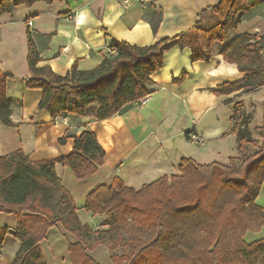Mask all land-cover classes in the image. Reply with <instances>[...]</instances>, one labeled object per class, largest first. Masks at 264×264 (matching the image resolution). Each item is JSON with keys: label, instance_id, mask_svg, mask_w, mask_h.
<instances>
[{"label": "trees", "instance_id": "16d2710c", "mask_svg": "<svg viewBox=\"0 0 264 264\" xmlns=\"http://www.w3.org/2000/svg\"><path fill=\"white\" fill-rule=\"evenodd\" d=\"M62 1L1 0L0 15L12 14L19 6ZM262 5L264 0H220L205 9L188 32L144 47L116 41L99 67L82 72L74 66L66 76L55 74L49 66L38 67L40 50L28 33L31 76L24 82L30 90H42L38 109L51 114L53 123L84 116L92 106L94 118L104 121L151 94L152 76L163 69L170 48L187 47L194 61H209L214 46L221 45L220 55L245 77L213 93L264 89V37L234 36L243 17ZM161 21L162 13L151 20L155 34ZM10 79L0 71V122L7 127L14 125V102L7 96ZM250 121L245 103H235L230 122L240 158H230L228 164H200L184 157L178 174L163 176L141 190L117 177L110 185H98L82 207L104 218L98 228L81 221L73 196L56 173L58 164L71 169L78 180L98 173L106 152L95 133L84 131L74 138L70 155L38 166L22 150L0 157V213L16 218L13 230L0 228V254L6 238L12 237L20 243L13 264H46L40 244L52 228L60 226L64 237L76 240L68 244L71 264H98L90 251L99 246L108 249L114 264H264V238L247 241L248 234L264 230V206L257 203L264 186V122L256 129L260 143L251 137ZM59 143L65 144L66 139ZM250 147L257 151L250 154Z\"/></svg>", "mask_w": 264, "mask_h": 264}, {"label": "crops", "instance_id": "0c3cea01", "mask_svg": "<svg viewBox=\"0 0 264 264\" xmlns=\"http://www.w3.org/2000/svg\"><path fill=\"white\" fill-rule=\"evenodd\" d=\"M219 2L144 0L142 4L139 0H64L51 5L38 2L30 8L19 6L12 14L0 15V71L12 76L7 96L14 102V125L7 127L0 122V157L22 150L38 166L70 155L74 138L84 131L95 133L106 152L98 173L78 180L71 169L56 166L62 185L77 207L85 206L88 194L98 185H110L116 177L126 186L141 190L163 176L178 174L184 157L207 164L204 161L209 145L194 151L195 145L186 134L196 131L204 141L221 140L231 132L236 99L240 101L246 95L213 93L217 87L245 77L236 65L227 63L220 55L221 45L214 46V56L209 61H194L190 48H170L164 54L163 69L152 76L151 94L104 121L94 118L90 111L96 107L92 106L84 116H71L67 124L53 123L51 114L38 109L42 90L28 89L24 80L31 76L28 33L40 50L38 67L49 66L55 74L66 76L74 66L82 72L99 67L116 41L144 47L188 32L205 9ZM160 13L162 21L155 34L151 20ZM244 33L264 37V5L243 17L234 36ZM184 73L186 78L176 83ZM63 138L66 143L61 145L59 141ZM0 216L7 222L2 227L12 230L16 227L13 215ZM65 235L56 226L47 239L63 249L67 236L76 242ZM260 238H264V230L247 236L251 242ZM19 247V241L7 237L0 264H13Z\"/></svg>", "mask_w": 264, "mask_h": 264}, {"label": "rangeland", "instance_id": "374dc122", "mask_svg": "<svg viewBox=\"0 0 264 264\" xmlns=\"http://www.w3.org/2000/svg\"><path fill=\"white\" fill-rule=\"evenodd\" d=\"M240 101H243L245 103L246 110L251 115V121L248 125V129L251 132L252 139L262 143L260 137L256 132V129L262 126L264 122V89H259L246 94ZM240 101L237 98L235 103ZM205 145H209V154L205 156L204 163L210 164L213 162H218L221 164H228L230 158H240L236 135H234L232 132L226 134L223 138H221V140H214L212 142L205 140ZM201 147L203 146H192L194 151L196 149H203ZM249 151V153L252 154L256 152L257 149L255 147H250ZM257 203L260 206H264V186L261 190ZM78 215L83 223L93 228L101 225L104 220V218L101 216H93L92 214L88 213L81 206L78 207ZM6 223L7 222H5V218L3 216H0V228L2 226H5L4 224ZM66 238L68 239L66 241V248L63 249L57 248L55 244H51L49 238L40 244L46 264H71V261H69L70 257L68 253V244L69 242L71 243L73 241H71V237L67 236ZM249 240L250 239H247V241L251 243V241ZM90 255L98 264H114L110 258L108 249L104 246H99L95 250L90 251ZM4 256L2 255L0 258Z\"/></svg>", "mask_w": 264, "mask_h": 264}, {"label": "built area", "instance_id": "2783aa9c", "mask_svg": "<svg viewBox=\"0 0 264 264\" xmlns=\"http://www.w3.org/2000/svg\"><path fill=\"white\" fill-rule=\"evenodd\" d=\"M140 3L144 4V0H139ZM29 25L32 26V23L29 22ZM146 99V98H145ZM144 100V99H143ZM142 100V101H143ZM141 101V102H142ZM69 122V120L66 118V119H61V118H58L56 119L55 123L56 124H67ZM189 140L196 146H204L205 144V141L203 140L202 137H200V135L196 132V131H192L190 134H189ZM3 255V252L0 254V257Z\"/></svg>", "mask_w": 264, "mask_h": 264}]
</instances>
